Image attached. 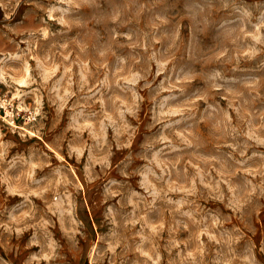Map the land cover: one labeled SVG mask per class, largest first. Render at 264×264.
<instances>
[{
    "label": "clouds",
    "instance_id": "obj_1",
    "mask_svg": "<svg viewBox=\"0 0 264 264\" xmlns=\"http://www.w3.org/2000/svg\"><path fill=\"white\" fill-rule=\"evenodd\" d=\"M33 2L35 11L26 15L29 27L9 29L25 36L21 43L27 47L16 44V52H0V82L10 91L15 84L27 88H17L13 99L25 113L33 109L29 127L37 137L46 131V123L55 127L64 116L66 131L72 132L67 156L75 157L77 166L83 161L90 183L101 181L98 191L106 205L102 215L110 228L98 237V245L105 247L97 248L96 261L264 264V238L254 246L235 222L251 221L264 208V107H253L257 88L264 85V61L251 73L231 53L212 67L203 58L210 40L236 31L231 29L236 18L217 17L218 10L232 9L240 13L242 26L261 30L264 0L251 5L246 0ZM9 3L0 0V7ZM141 16L146 23L139 22ZM180 17L190 28L183 37L174 26ZM53 25L59 28L54 31ZM120 37L127 43H120ZM52 40L55 52L37 53L38 42ZM115 48L133 52L117 55ZM9 60L21 66L5 68ZM10 72L19 79L10 82ZM28 97L36 98L35 105L25 104ZM217 97L229 101L235 118ZM6 104L11 106L12 100ZM131 137L139 139L135 149L126 142ZM125 147L129 151L114 160L116 151ZM51 148L62 151L54 140ZM48 159L39 144L21 150L0 124V187L19 183L24 195L23 207L9 213L7 231L19 236L25 228H35L29 246L39 247V254H33L37 261L60 256L61 244L50 231L57 220L70 242L76 235V203L67 189L72 167L60 157L55 171L64 187L56 191L55 179H46L47 173L37 176V168L43 172ZM33 195L48 208L38 211ZM164 212L169 214L166 230L148 219L149 213L164 219ZM152 223L157 227L150 229Z\"/></svg>",
    "mask_w": 264,
    "mask_h": 264
},
{
    "label": "rangeland",
    "instance_id": "obj_2",
    "mask_svg": "<svg viewBox=\"0 0 264 264\" xmlns=\"http://www.w3.org/2000/svg\"><path fill=\"white\" fill-rule=\"evenodd\" d=\"M246 2L248 5H251L255 0H246ZM33 11H35L33 0H19V4L16 3V0H10L7 8L0 7V52L14 53L17 51L16 44H19L21 49L27 47V45L21 43L26 37L18 36L15 32L9 31V29L21 30L23 28H28L29 22L26 19V15ZM215 15L217 17L231 16L232 18H236V22L231 25V29H235L236 31L231 34L222 32L204 46L203 58L206 65L212 67L220 58L231 53L234 59L239 58V65L241 68L246 69L248 72L256 73L257 66L261 61H264V29L253 31L250 26H242V17H240V13H235L232 9H220ZM5 17H10V19H6ZM139 22L146 23L143 16H141ZM255 22L256 20L253 19V23ZM35 23L38 24L39 19H37ZM174 26L178 37H183L185 32L190 30L187 21L183 17L177 18V20L174 21ZM58 28V25H53L54 31ZM119 30L126 31L127 29ZM237 35L240 39H236ZM119 42L127 43L123 37L119 38ZM55 43V40L38 42L36 51L41 56L48 53L49 50L55 52L53 48ZM240 49H243V52H241ZM114 50L117 52V55H130L133 52L131 48H115ZM63 52L64 49H61L60 55H63ZM245 53L247 55H244ZM69 58L71 59L72 56ZM0 60H4V56L0 55ZM29 63L32 67H35L34 60H30ZM111 63L112 58L109 60V64ZM20 66V62L17 61L9 60L4 63V67L9 69L19 68ZM7 79L11 82L14 79H19V77L14 76V74L10 72ZM17 88H22L24 91H27V88H23L21 84H15L10 91L5 83L0 82V103L5 104V107H0V117H3V119L0 120V124L4 125L9 136L19 142L21 150L27 149L29 144H39L49 154V159L46 161L43 172L37 168V176H44V173H47L46 179H55L57 181L56 191H61L64 186L59 184L61 174L56 172L55 169L61 164V156L68 161V164L72 167V172L68 175L70 183L67 184V189L76 203V235L75 239L70 242L60 221L57 220L55 229H51L50 231H52L53 234L52 239L61 244V248L58 250L60 256L50 261L47 259L40 261L33 259V254H39L40 252L38 246H29L30 240L33 235L36 234V229L27 227L19 236L16 232L9 234L7 231V227L11 226L8 224L9 213L23 207L24 195L22 186L19 183L11 188L4 185L0 187V225H5L6 227H0V264H109L107 257L101 262L95 259L97 248L105 247L102 242L98 245V237L106 236L110 228V225L104 220V216L102 215V213L105 212L106 205L103 204V194L98 191L101 181L97 180L90 183L84 175L83 161L77 166L75 164V157L69 158L67 156V145L72 140V132L70 130L66 131L67 121L64 116H60L56 120L55 127H53L51 123H46V131L43 135L37 137L34 134L31 127H29L31 123L29 113L33 109H29V113H25L21 110L23 106L19 104V100L13 99ZM257 93L259 99L253 107L260 109L264 107V85L257 88ZM23 99L25 100V104L35 105L37 102L35 97ZM217 99L221 106L228 109L229 113L235 118V111L229 108V101L226 98L217 97ZM6 100H12V105L8 106ZM47 107L48 105L45 99V108ZM5 108H7V111ZM17 112H19V115H16ZM26 116L28 119L25 118ZM13 132L15 135H13ZM85 136H87L86 133ZM22 137L23 139H21ZM25 140L27 143L24 142ZM53 140L60 145L62 149L61 152L57 153L51 148ZM126 142L127 144H131L133 149H135V146L139 143V139L137 137H131L127 138ZM128 151L129 149L127 147L116 151V155L113 159L119 161L122 155L126 154ZM249 154H251V152H249ZM99 167V165L96 166L97 170ZM110 174L116 176L115 172H111ZM237 179L239 180L240 178ZM255 179L258 180L259 177ZM77 184L80 185L79 189L76 188ZM45 195L47 196L48 194L45 193ZM30 199L36 205L38 211L48 208V204L40 197L33 195ZM48 215H51V213L49 212ZM163 216L164 219H160L158 214L149 213L148 219L159 221L160 227L166 230L169 227L167 223L169 214L164 212ZM235 222L253 242L254 246L258 244L261 238H264V208L258 213H254L251 221L241 219ZM80 223L83 224L82 228L79 227ZM17 227H21V225H17ZM139 227L140 225L137 224L136 228ZM156 227V223L150 225V229ZM81 233H83V235H81ZM117 251H119V249H117ZM91 252L93 253V259ZM61 258L63 259L61 260ZM116 264H120V261L117 260Z\"/></svg>",
    "mask_w": 264,
    "mask_h": 264
},
{
    "label": "bare ground",
    "instance_id": "obj_3",
    "mask_svg": "<svg viewBox=\"0 0 264 264\" xmlns=\"http://www.w3.org/2000/svg\"><path fill=\"white\" fill-rule=\"evenodd\" d=\"M92 253V252H91ZM92 259H93V253H92Z\"/></svg>",
    "mask_w": 264,
    "mask_h": 264
}]
</instances>
